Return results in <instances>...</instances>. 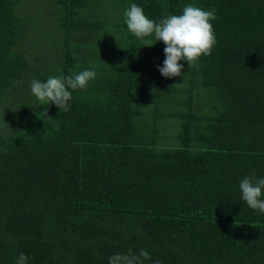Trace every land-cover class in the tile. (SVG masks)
Returning a JSON list of instances; mask_svg holds the SVG:
<instances>
[{"label": "trees", "instance_id": "1", "mask_svg": "<svg viewBox=\"0 0 264 264\" xmlns=\"http://www.w3.org/2000/svg\"><path fill=\"white\" fill-rule=\"evenodd\" d=\"M22 2L0 0V264L20 253L26 264H109L141 250L143 264H264V213L239 187L264 178V0H49L50 19ZM133 3L155 22L188 4L215 10L212 54L181 60L178 86L160 72L149 81L142 65L162 64L165 45L127 29ZM32 28L60 56L37 80L97 73L69 89L67 111L7 105L33 68Z\"/></svg>", "mask_w": 264, "mask_h": 264}, {"label": "clouds", "instance_id": "2", "mask_svg": "<svg viewBox=\"0 0 264 264\" xmlns=\"http://www.w3.org/2000/svg\"><path fill=\"white\" fill-rule=\"evenodd\" d=\"M127 29L145 47L153 46L157 41L165 45V60L158 70L165 78L180 77L184 60L193 66L201 56H209L216 43L214 30L210 21L215 20V10H203L198 6L188 4L183 8L182 15H169L159 22L149 19L141 7L133 3L124 13ZM155 38L144 39L146 37ZM94 67V66H93ZM96 71L92 69L74 73L69 76L56 75L49 77L46 82L33 79L30 84L31 92L40 105H55L60 110L67 111L72 99L71 90L86 89L88 83L95 79ZM185 76V75H184ZM183 76V78H184ZM48 117L47 107L41 112ZM51 118V117H49ZM242 199L247 205L264 213V178H257L253 173L244 177L240 182ZM143 257L149 258L147 251L141 250L139 256L131 254H114L109 258V264H143ZM27 257L20 253L17 264H26Z\"/></svg>", "mask_w": 264, "mask_h": 264}, {"label": "rangeland", "instance_id": "3", "mask_svg": "<svg viewBox=\"0 0 264 264\" xmlns=\"http://www.w3.org/2000/svg\"><path fill=\"white\" fill-rule=\"evenodd\" d=\"M48 2L49 0H24L22 2L20 10L22 13L27 14L28 12L33 15H40L43 17V19H50L51 15L53 14V8H48ZM36 24V22H34ZM38 28V27H37ZM36 28L29 29L30 34L27 40L25 41V46L27 48L24 49L25 54L24 55H30L31 60L34 58V63L32 65L33 68L30 69L27 75H25L22 79V81L19 83H15L9 90H8V99H7V105L11 106L13 110H15L16 114L24 113L27 111V107H33V109H36L37 101L34 99L36 98L30 88L31 81L35 78L38 74V70L44 71V72H50V70L53 69V65L59 60L60 56L58 55V52L56 50V54L52 47L47 44V42L44 39L45 34L41 33H34ZM34 30V31H33ZM43 32L50 33V31H47V26L43 28ZM46 37V36H45ZM101 50L103 51L105 46H100ZM60 54V53H59ZM29 58L28 56H26ZM42 64V66L40 65ZM163 66V63L160 64L157 62L155 58H152L148 56V58L144 61L142 68H144L145 73L149 75L148 79L151 82L154 81V79L160 75L158 66ZM171 82L169 83V86H178L179 84L183 83L182 76L180 77H172L169 78ZM149 106V105H148ZM8 117V116H7ZM10 118V115H9ZM168 123V121H167ZM166 123V127L163 130L164 133V139L170 138L169 136L175 134L177 126L173 120H171V124L168 126ZM168 145H173L174 141L172 139H169L167 141Z\"/></svg>", "mask_w": 264, "mask_h": 264}]
</instances>
